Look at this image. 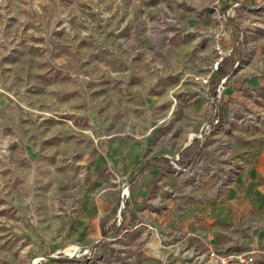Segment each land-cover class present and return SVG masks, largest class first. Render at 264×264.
Here are the masks:
<instances>
[{"label":"rangeland","instance_id":"obj_1","mask_svg":"<svg viewBox=\"0 0 264 264\" xmlns=\"http://www.w3.org/2000/svg\"><path fill=\"white\" fill-rule=\"evenodd\" d=\"M251 164L264 181V0H0V264H264V190L220 238L141 205L119 227L150 170L181 208L224 201Z\"/></svg>","mask_w":264,"mask_h":264},{"label":"crops","instance_id":"obj_2","mask_svg":"<svg viewBox=\"0 0 264 264\" xmlns=\"http://www.w3.org/2000/svg\"><path fill=\"white\" fill-rule=\"evenodd\" d=\"M260 172L261 170L256 164H251L248 166V168L242 170L241 174H239L236 180L232 182L233 185L236 184L238 189L232 191V194L222 202H218V200L213 199L205 201L202 200L200 196H198L199 198H197L194 202L189 204L186 203L187 207H184L182 203L181 206L183 207L178 208L175 207L173 200L165 198L163 190H160L157 198L150 195L153 188H155L158 184H161L162 186L173 185V183L175 184V178H172V176H161L160 173L150 170L148 176H139L135 179L136 184H140L141 186L139 191L136 189L137 197H130L127 202V207L121 212L123 219L119 227L125 228L127 224L131 223L130 228L132 229L138 225L139 223H136L135 220H132L136 214H139L137 213L138 208H135L137 209V211H135L133 207H138L141 205L139 218H141L143 222H146V218H151L158 225L162 226L169 217L172 219L180 218V222H182L184 225L197 221L194 225V228L189 230V233L192 235V240L195 241L197 238H202L203 235L205 237L215 236L220 238L214 233V231L220 230L222 226L230 221L238 220V212L242 213L245 208H262V201H260L259 198L253 200L255 198V194L258 195L259 191L264 190V184H262L264 181L258 179L257 176ZM249 197H252V200H248ZM138 199L140 202L136 203ZM149 199H151V203H154L155 205L162 203V207L166 208V210H164L166 214L164 212L162 214L150 212L148 208L152 206L148 204ZM145 205L148 208H144ZM95 207L97 206L88 204L86 210L81 212L82 215H80V228L82 227V224L89 218H92V222L96 220L97 224H99V218H94L95 211L97 210ZM234 207L238 209L236 214H234L232 211L234 210ZM214 216L220 218L219 223H214ZM110 223L111 220L103 218V228H106ZM230 231L231 230H222V233L228 234Z\"/></svg>","mask_w":264,"mask_h":264},{"label":"built area","instance_id":"obj_3","mask_svg":"<svg viewBox=\"0 0 264 264\" xmlns=\"http://www.w3.org/2000/svg\"><path fill=\"white\" fill-rule=\"evenodd\" d=\"M231 51L232 50L230 49L228 52V56L230 55ZM222 59L223 58L221 57L215 62L212 72L217 68L218 64L222 61ZM204 81L206 82V79ZM222 83L223 81L219 84L220 87L222 86ZM211 100L215 101L217 100V98L211 96ZM204 264H253V257L248 254L236 253L231 251L216 253L208 252Z\"/></svg>","mask_w":264,"mask_h":264},{"label":"trees","instance_id":"obj_4","mask_svg":"<svg viewBox=\"0 0 264 264\" xmlns=\"http://www.w3.org/2000/svg\"><path fill=\"white\" fill-rule=\"evenodd\" d=\"M234 55V50H232L230 55L223 58L222 61L218 64L217 68L211 73L210 77L212 79L218 77L214 79L215 82L228 75V73L231 71L232 65L235 61H237Z\"/></svg>","mask_w":264,"mask_h":264},{"label":"bare ground","instance_id":"obj_5","mask_svg":"<svg viewBox=\"0 0 264 264\" xmlns=\"http://www.w3.org/2000/svg\"><path fill=\"white\" fill-rule=\"evenodd\" d=\"M123 193L128 194V187L127 186L124 187V192ZM85 249L87 250L89 248H85Z\"/></svg>","mask_w":264,"mask_h":264}]
</instances>
